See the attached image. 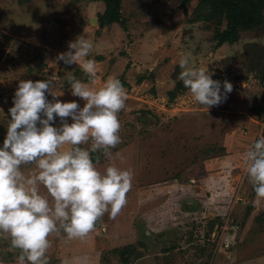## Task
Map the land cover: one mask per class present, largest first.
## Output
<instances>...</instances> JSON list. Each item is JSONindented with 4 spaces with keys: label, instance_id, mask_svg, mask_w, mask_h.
<instances>
[{
    "label": "rangeland",
    "instance_id": "obj_1",
    "mask_svg": "<svg viewBox=\"0 0 264 264\" xmlns=\"http://www.w3.org/2000/svg\"><path fill=\"white\" fill-rule=\"evenodd\" d=\"M234 3L254 9V18L223 41ZM106 7L104 0H0V146L20 80H50L56 96L46 92L48 100L83 106L67 78L89 82L87 75L56 61L81 35L93 44L92 86L115 77L126 94L112 160L91 155L101 171L109 163L132 171L127 203L84 238L50 236L48 264H264V205L252 203L242 160L264 136V0H122V22L104 20ZM185 53L207 65L222 92L233 86L225 106L192 99L178 79ZM34 170L22 166L26 175ZM18 253L0 235V261L17 264Z\"/></svg>",
    "mask_w": 264,
    "mask_h": 264
},
{
    "label": "clouds",
    "instance_id": "obj_2",
    "mask_svg": "<svg viewBox=\"0 0 264 264\" xmlns=\"http://www.w3.org/2000/svg\"><path fill=\"white\" fill-rule=\"evenodd\" d=\"M92 48L81 35L56 57L57 62L79 65L87 75L89 82L67 78L71 95L84 101L82 107L75 100H48L46 92L56 96L50 80H20L14 92L0 146V235L7 234L10 248L19 250L17 264H48L50 236L84 238L105 213L115 218L127 203L132 171L113 163L101 171L91 155L100 151L112 160V149L121 143L118 113L126 101L118 78L92 86L97 75L95 60L88 58ZM178 64V79L199 105L219 108L229 102L233 86L225 83L222 92L207 65L197 66L190 53L182 54ZM57 117L59 126L54 125ZM89 143L90 148L81 147ZM242 160L255 193L252 203L262 206L264 136L249 145ZM31 164L35 170L26 175L22 166Z\"/></svg>",
    "mask_w": 264,
    "mask_h": 264
},
{
    "label": "trees",
    "instance_id": "obj_3",
    "mask_svg": "<svg viewBox=\"0 0 264 264\" xmlns=\"http://www.w3.org/2000/svg\"><path fill=\"white\" fill-rule=\"evenodd\" d=\"M106 2V11L102 15L103 19L107 22H122V14H121V4L122 0H104ZM241 3H234L233 5H229V19L231 21L232 30H226L224 35L222 36V40H233L235 36L234 32L242 25L251 24L253 21V13L254 9L249 7L246 12L240 6Z\"/></svg>",
    "mask_w": 264,
    "mask_h": 264
}]
</instances>
